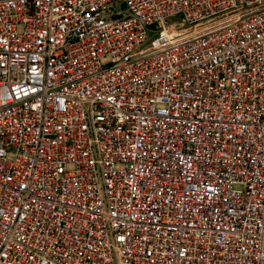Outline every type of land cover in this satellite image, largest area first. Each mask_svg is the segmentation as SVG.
Listing matches in <instances>:
<instances>
[{"label": "built area", "instance_id": "obj_1", "mask_svg": "<svg viewBox=\"0 0 264 264\" xmlns=\"http://www.w3.org/2000/svg\"><path fill=\"white\" fill-rule=\"evenodd\" d=\"M0 264H264V0H0Z\"/></svg>", "mask_w": 264, "mask_h": 264}]
</instances>
